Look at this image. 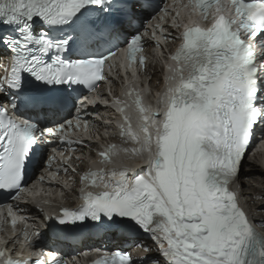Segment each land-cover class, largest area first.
<instances>
[{
    "label": "snow or ice",
    "instance_id": "1",
    "mask_svg": "<svg viewBox=\"0 0 264 264\" xmlns=\"http://www.w3.org/2000/svg\"><path fill=\"white\" fill-rule=\"evenodd\" d=\"M219 5L189 0L185 7L198 18L181 25L179 13L172 17V27L183 30L171 37L178 45L166 58L155 108L131 85V104L113 101L125 122L122 144L104 147L101 162L111 163L123 150L144 157L143 164L86 171L82 203L62 208L58 224L121 231L145 253L152 250L140 237L147 236L164 264H264V233L240 203L241 161L256 126L264 131V63H257L251 43L255 38L264 61V0H230L231 16ZM161 11L170 9L157 0H0V65H6L0 75V193L20 194L26 168L52 142L46 136L63 142L65 128L73 126L64 115L75 108L80 119L77 88L93 90L117 50L129 67H146V57L136 55L143 46L139 29ZM158 27L152 26L153 35ZM118 43L126 47L118 49ZM128 107L135 116L125 112ZM128 140L131 149L123 146ZM113 248L95 249L93 264H161L155 256ZM0 264L42 261L14 258L0 248Z\"/></svg>",
    "mask_w": 264,
    "mask_h": 264
},
{
    "label": "bare ground",
    "instance_id": "2",
    "mask_svg": "<svg viewBox=\"0 0 264 264\" xmlns=\"http://www.w3.org/2000/svg\"><path fill=\"white\" fill-rule=\"evenodd\" d=\"M111 67H116L117 64L115 63L114 59L111 60ZM130 102V101H129ZM125 111H128L129 113L133 114V116H135V113L133 112V109L130 110V107L125 108ZM118 119H122V113L119 112L116 116ZM136 124L135 119L132 120V125L133 127H135L134 125ZM86 162V161H85ZM94 162V160H93ZM127 164H138L140 162V160L136 157H134V155H129L127 157L124 158V161ZM89 163H92L91 161ZM119 163V162H118ZM87 164V162H86ZM106 166H111L110 163L107 165L106 163H104ZM108 168V167H106ZM251 178L250 181L252 183H250V181L248 182V180H246V178ZM240 181H242L244 183L245 188H242V195L245 198V203L248 206V208L253 211V217L255 219V221L259 224H263L264 225V170L260 167V166H255V168L252 170V172H248L245 168V164H243L241 171H240ZM255 183L258 184H262V186L260 188H256L255 187ZM252 184V185H251ZM247 186V188H246ZM248 186H252L253 188H248ZM255 187V188H254ZM252 190V191H251ZM249 194V195H248ZM250 194L252 196H250ZM33 195V192H32ZM11 225H15V224H11ZM140 240L146 244L147 246L152 243L153 241L148 239L147 237H140ZM127 241L123 242L121 239H111L109 241H107L105 243V245L107 247H112L113 245H122L124 243H127ZM131 243V248L134 251H138V249L140 247L136 246V241L135 239H131L130 240ZM144 257L145 254L142 252L141 254L139 253L138 255H136V257ZM151 256V255H150ZM152 256H155L156 258L160 257L158 256L157 252H153ZM159 259V258H158ZM161 264H164V260L161 258ZM150 262V261H149ZM150 264V263H149Z\"/></svg>",
    "mask_w": 264,
    "mask_h": 264
},
{
    "label": "rangeland",
    "instance_id": "3",
    "mask_svg": "<svg viewBox=\"0 0 264 264\" xmlns=\"http://www.w3.org/2000/svg\"><path fill=\"white\" fill-rule=\"evenodd\" d=\"M251 178H252V177H251ZM251 178H250V179H251ZM248 179H249V178L247 177L246 180H248ZM250 179L248 180V182L250 181ZM250 183H252V182L250 181ZM251 185H252V184H251ZM261 186H262V184L255 183V187H256V188H260ZM255 187H254V188H255ZM244 188H245V186H244ZM246 188H247V186H246ZM248 188L251 189V188H253V187H252V186H250V187L248 186ZM251 191H252V190H251ZM248 195H249V194H248ZM250 196H252V195L250 194ZM263 210H264V209H263ZM148 247L151 248L152 251L149 252V253H145V252H144V253H145L146 255H148V256H150V255L152 256L153 252H154V251L156 252V244L152 242V243H150V244L148 245ZM140 249H142V248H140ZM142 250H143V249H142ZM158 258L161 259V258H163V257H158ZM151 264H152V263H151Z\"/></svg>",
    "mask_w": 264,
    "mask_h": 264
},
{
    "label": "water",
    "instance_id": "4",
    "mask_svg": "<svg viewBox=\"0 0 264 264\" xmlns=\"http://www.w3.org/2000/svg\"><path fill=\"white\" fill-rule=\"evenodd\" d=\"M132 101H133V100H132ZM132 101H130V104H131Z\"/></svg>",
    "mask_w": 264,
    "mask_h": 264
}]
</instances>
